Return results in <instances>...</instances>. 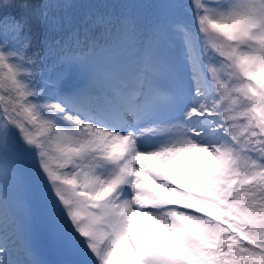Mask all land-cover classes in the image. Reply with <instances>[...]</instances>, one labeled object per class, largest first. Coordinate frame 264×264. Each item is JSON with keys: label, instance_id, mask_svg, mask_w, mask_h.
Returning a JSON list of instances; mask_svg holds the SVG:
<instances>
[{"label": "snow or ice", "instance_id": "obj_1", "mask_svg": "<svg viewBox=\"0 0 264 264\" xmlns=\"http://www.w3.org/2000/svg\"><path fill=\"white\" fill-rule=\"evenodd\" d=\"M0 264H264V0H0Z\"/></svg>", "mask_w": 264, "mask_h": 264}, {"label": "trees", "instance_id": "obj_2", "mask_svg": "<svg viewBox=\"0 0 264 264\" xmlns=\"http://www.w3.org/2000/svg\"><path fill=\"white\" fill-rule=\"evenodd\" d=\"M180 2L184 3V4H190L191 0H180ZM184 18L187 19L190 22L192 21V17H191V15H189L187 13V10L185 11ZM47 38L50 39V40L57 39L58 38V34L52 33ZM100 63H101V65H103V61H100ZM48 69L50 71V76H56L59 73V71H60V67H59V64L57 62V54H56V52L48 54L45 57V60H44V72H45V70H48ZM74 79L78 80L76 73H73L70 76L69 82L71 80H74ZM104 87H105V85H104L103 79H101L100 89L103 90Z\"/></svg>", "mask_w": 264, "mask_h": 264}, {"label": "rangeland", "instance_id": "obj_3", "mask_svg": "<svg viewBox=\"0 0 264 264\" xmlns=\"http://www.w3.org/2000/svg\"><path fill=\"white\" fill-rule=\"evenodd\" d=\"M9 236L11 237V231H9ZM33 242L38 245V247L41 249L44 257L46 259L52 260V259H58L61 257L56 256L54 253L51 252L49 249L47 242L43 238L42 234L40 233L39 230L34 232L33 234Z\"/></svg>", "mask_w": 264, "mask_h": 264}]
</instances>
